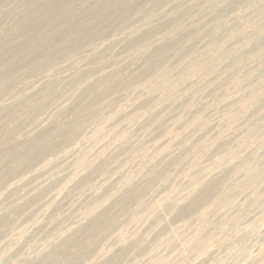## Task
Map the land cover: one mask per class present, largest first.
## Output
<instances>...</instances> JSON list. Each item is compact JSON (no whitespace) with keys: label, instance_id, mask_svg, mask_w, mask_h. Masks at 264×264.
Masks as SVG:
<instances>
[{"label":"rangeland","instance_id":"obj_1","mask_svg":"<svg viewBox=\"0 0 264 264\" xmlns=\"http://www.w3.org/2000/svg\"><path fill=\"white\" fill-rule=\"evenodd\" d=\"M0 264H264V0H0Z\"/></svg>","mask_w":264,"mask_h":264}]
</instances>
